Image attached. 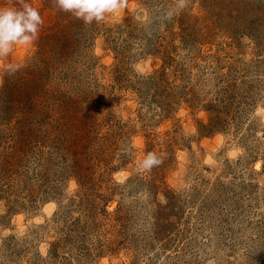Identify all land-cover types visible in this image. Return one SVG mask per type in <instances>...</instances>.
<instances>
[{
  "label": "rangeland",
  "instance_id": "1",
  "mask_svg": "<svg viewBox=\"0 0 264 264\" xmlns=\"http://www.w3.org/2000/svg\"><path fill=\"white\" fill-rule=\"evenodd\" d=\"M28 2L39 39L0 60V264H264V0L90 25Z\"/></svg>",
  "mask_w": 264,
  "mask_h": 264
},
{
  "label": "clouds",
  "instance_id": "2",
  "mask_svg": "<svg viewBox=\"0 0 264 264\" xmlns=\"http://www.w3.org/2000/svg\"><path fill=\"white\" fill-rule=\"evenodd\" d=\"M20 6L0 0V60L7 58L16 47H29L39 39L44 19L37 7L28 0H19ZM188 0H176L177 9H184ZM128 0H53V7L70 13L85 25L100 23L109 16H117L127 7ZM162 163L155 152H148L137 162L141 171H151Z\"/></svg>",
  "mask_w": 264,
  "mask_h": 264
},
{
  "label": "trees",
  "instance_id": "3",
  "mask_svg": "<svg viewBox=\"0 0 264 264\" xmlns=\"http://www.w3.org/2000/svg\"><path fill=\"white\" fill-rule=\"evenodd\" d=\"M70 33L71 32H68L66 35H70ZM45 38V37H44ZM44 38H43V40H42V46L39 48V50L36 52V56H39V57H41L42 58V56H44V52H45V45H46V43H45V40H44ZM67 41H64L63 39L60 41V47H58L59 48V50H61L62 49V47H65V45L66 44H69V46H70V44L72 43V42H70V41H68V39H66ZM66 42V43H65ZM54 46V45H53ZM68 46V47H69ZM36 59V58H35ZM41 61H43V60H41ZM27 68L26 67H21L20 69H15L14 71H10V74H9V83L10 84H8L7 85V79L5 80L6 81V84L3 86V87H23V85H24V87H27V86H25V85H27L28 83H26L25 81L27 80V78H28V76L27 75H24L23 74V72L25 73V70H26ZM30 78H31V76H30ZM33 80V83H35L36 82V78H34V79H32ZM13 81H17V83H18V85H13L12 84V82ZM26 83V84H25ZM38 83V82H37ZM11 84L13 85V86H11ZM34 87H36V85L34 84ZM12 129V128H11ZM14 129V128H13ZM22 134V133H21ZM23 136H25L26 138H28V135H27V132H25V134H22ZM24 139L25 138H20V140L18 141V143H16L14 146H18V147H20V145L22 144V142L24 141Z\"/></svg>",
  "mask_w": 264,
  "mask_h": 264
}]
</instances>
